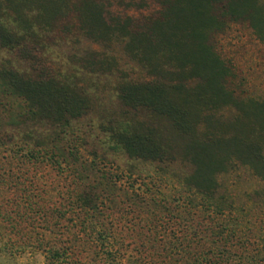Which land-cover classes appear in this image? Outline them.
Wrapping results in <instances>:
<instances>
[{
  "label": "trees",
  "instance_id": "16d2710c",
  "mask_svg": "<svg viewBox=\"0 0 264 264\" xmlns=\"http://www.w3.org/2000/svg\"><path fill=\"white\" fill-rule=\"evenodd\" d=\"M18 1L33 5L39 22L67 9L66 0ZM11 3L4 5L0 0V49L19 47L25 36L33 35L32 26L21 20L20 12H16L18 18L10 20L8 12H14ZM215 6L232 21H247L264 41V16L256 0H165L161 19L142 33L131 35L135 51L151 68L152 78L122 82L117 88L118 98L130 110L148 111L153 119L125 118L112 122L104 132L111 147L131 160L164 166L178 162L190 170L177 182L178 230L141 234L138 241L143 250L127 256L125 240H116L102 223L99 232L84 234L91 244L98 245L101 264H145L147 256L158 259L156 264H264V194L254 190L242 200L232 188L233 181L225 184L220 179L236 177V168L243 167L263 184L264 193V102L236 99L225 88L228 68L208 44V35L223 26ZM103 10L102 0H80L75 6L88 32L108 28ZM189 79L195 83L190 85ZM0 92L23 104L19 125L27 121L49 124L60 133L90 109L87 95L76 86L53 76H26L9 67L0 68ZM223 106H232L242 117L222 123L214 111ZM59 137L35 136L28 130L21 142H16L13 135L1 133L4 165L14 161L17 165H69L67 154L58 146ZM0 169V183L4 177L16 180L9 174L11 169ZM15 189L13 211L5 210L8 201L0 198V216L8 225L7 231L21 234L22 240L11 246L0 244V264H22L24 258L38 254L42 264H85L69 260L74 254L70 246L43 247L30 241L32 214L43 217L42 211L48 208L33 202L34 196L20 186ZM150 192L147 205L166 209L163 205L169 197L159 198L158 192L156 196ZM101 199L95 188L88 187L75 196L74 205L90 215V211L98 210ZM89 218L88 224L98 223L93 222V216ZM167 224L169 221L163 222L165 227ZM144 250L148 252L143 254Z\"/></svg>",
  "mask_w": 264,
  "mask_h": 264
},
{
  "label": "rangeland",
  "instance_id": "374dc122",
  "mask_svg": "<svg viewBox=\"0 0 264 264\" xmlns=\"http://www.w3.org/2000/svg\"><path fill=\"white\" fill-rule=\"evenodd\" d=\"M2 1L4 5L12 2L14 12H8L10 20L18 18L16 12H20L21 20L32 26L33 35L25 36L19 47L0 49V68H14L31 77L53 76L76 86L90 103L87 114L73 120L71 127L60 133L49 124L34 125L26 120V125H19L18 114L23 104L0 92V134L13 135L16 142H21L28 130L35 136L59 134L58 146L71 162L61 166L51 163L17 165L15 161L4 165L6 153L0 149V168L11 169L9 174L16 178L1 180L0 198L8 201L5 210L13 211L11 203L16 199V187L29 192L34 196L33 202L48 208L42 211L43 217L32 214L30 241L43 247L70 246L74 254L69 260L85 264L102 263L97 256L98 245L91 244L84 235L99 232L100 223L116 240H125L126 256L143 250L138 241L141 234L178 230L175 217L180 187L177 182L190 168L178 162L164 166L131 160L111 147L104 132L112 122L125 118L136 117L144 122L153 119L144 109L133 111L125 107L118 98L117 88L124 81L144 82L152 78L151 68L135 51L131 35L142 33L161 19L165 0H102V17L108 28L93 32L85 30L75 11L80 0H66L67 9L45 22L35 19L33 5L18 0ZM256 2L264 16V0ZM215 7L223 26L208 35V44L228 68V75L223 79L225 88L232 91L236 99L264 102V41L254 34L247 21H232ZM188 82L193 85L195 80ZM214 114L224 124L242 117L232 106H223ZM241 120L247 122L246 118ZM233 174L236 177L229 175L220 179L225 184L233 181L232 188L242 200L246 193L254 190L264 194L263 184L245 168L237 167ZM88 187L95 188L102 198L98 210L88 213L96 218L93 221L98 222L96 225L88 224L90 215L74 205L75 196ZM149 190L155 196L158 192L159 198L161 195L169 197L163 205L166 209L147 205ZM165 221H169L167 227L163 225ZM7 229L6 221L0 216L1 245L11 246L22 240L21 234ZM147 252L144 250L143 254ZM143 261L156 264L159 260L147 256ZM22 264H42V257L38 254L35 258H24Z\"/></svg>",
  "mask_w": 264,
  "mask_h": 264
}]
</instances>
